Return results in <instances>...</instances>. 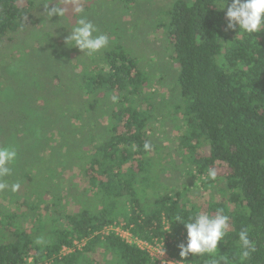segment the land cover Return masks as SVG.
<instances>
[{
	"label": "trees",
	"instance_id": "trees-1",
	"mask_svg": "<svg viewBox=\"0 0 264 264\" xmlns=\"http://www.w3.org/2000/svg\"><path fill=\"white\" fill-rule=\"evenodd\" d=\"M93 1L79 0L90 21L86 14L99 8ZM224 3L176 0L159 16L155 31L167 41L158 45L177 67L178 100L167 111L155 87L162 77L124 43L87 55L66 42L70 33L62 29L58 38L66 41L58 49L48 47L30 58L29 70L21 68L41 85L34 108L8 106L2 113L0 134L18 155L8 165L11 174L0 178L9 185L0 191V264H160L115 232L104 233L121 220L135 238L163 243L181 262L182 223L221 209L230 219L217 252L189 255L183 263L213 264L224 255L228 264H264V30L227 29ZM38 9V0H0V41L33 34ZM82 15L73 10L63 20L74 28ZM163 149L176 152L173 161L158 157ZM25 154L31 158L22 164ZM74 167L84 183L72 197L75 205L59 181ZM15 183L20 188L13 192ZM244 228L255 246L246 260L238 238ZM82 240V250L61 255Z\"/></svg>",
	"mask_w": 264,
	"mask_h": 264
},
{
	"label": "rangeland",
	"instance_id": "rangeland-1",
	"mask_svg": "<svg viewBox=\"0 0 264 264\" xmlns=\"http://www.w3.org/2000/svg\"><path fill=\"white\" fill-rule=\"evenodd\" d=\"M175 1L176 0H118L116 2V0H94L92 3H96L99 8L91 10L86 14L98 30L95 34H103L104 32L108 35L107 30H110V45H114V43H124L126 47L134 49L139 55L145 58L147 67L151 69L154 75L159 79L162 77L161 84L155 83V87L159 90V99L165 101V104L161 108H164L165 111H167V106L170 103L177 102L178 100V96L173 92L177 67L172 64L169 58V52L158 45V43L164 45L167 39L163 36L162 32L157 33L155 30L157 23L161 19L159 16ZM45 4H49L50 7L55 6L54 2L46 3L44 0H38L39 9L36 18L39 20V25H37L33 34L22 36L16 43L10 44L0 41V122L2 121V117L4 118L3 114L5 113V107L9 106L13 109L25 111L34 108L36 105L34 98L38 93L41 81L38 78L40 81L39 88L35 87L36 78L29 74V76L24 74L22 69L29 70V60L30 58L34 60L33 55H42V51H48V47H55V49H58L62 41H66L65 37L58 38V32L63 29V32L67 34L72 30V27H70L68 22L65 23L63 18H66L68 12H73V7H71V10H65V15L62 16V18L59 16L48 17L44 9ZM100 4H104V10H101ZM80 14L82 15V13ZM54 19H58L59 25H54ZM67 29H69V31ZM62 51L66 53V51H68V46L64 45V48L60 52ZM60 52L54 53L56 58H58ZM75 56L76 54L71 55L73 58ZM60 64H66V62L60 61ZM68 71L70 73L67 67L64 72L65 77L68 75ZM73 84L74 83H72V85ZM68 96L71 95L69 94ZM39 110L42 112L43 116L46 114V112L41 109ZM22 124L23 122H20L19 126ZM77 124L79 125V123ZM171 132H175L173 128ZM6 139L7 137L0 134V147L7 146ZM62 144L64 145L65 142ZM176 155V152L173 150L163 149L159 152L158 157L162 158V160L173 161ZM28 158H31V155L25 154L19 159V162L22 163ZM16 161L17 159L14 162ZM79 173V170L74 167L73 172H69L67 175L66 171L63 172L61 175L63 177L59 180L63 186L65 185L66 189L69 190L71 194L70 203L73 205H75V200H72V197L76 193L83 192L84 187L83 176L79 175ZM32 200L34 201V199ZM120 222L118 225L114 226L115 231L122 235V237H126L127 230L122 228L125 222L124 220ZM140 246L144 250L147 249L152 257L156 255L157 248L164 247L162 243H156L149 247L146 245ZM32 263L33 261L29 260L27 264Z\"/></svg>",
	"mask_w": 264,
	"mask_h": 264
},
{
	"label": "clouds",
	"instance_id": "clouds-1",
	"mask_svg": "<svg viewBox=\"0 0 264 264\" xmlns=\"http://www.w3.org/2000/svg\"><path fill=\"white\" fill-rule=\"evenodd\" d=\"M76 5L74 11L76 13H83L84 9L79 4V0H73ZM227 7L226 19L227 29L235 30L239 27V33L254 34L264 30V0H232L231 4H227L225 0L222 9ZM45 13L48 17L65 15V9L58 4L49 8V4L44 5ZM98 30L94 24L82 15L70 34L67 41L74 43L81 52L87 55H92L100 52L109 44V37L105 34H95ZM115 100V97L113 98ZM144 149L150 151L152 145L149 142L144 143ZM17 150L14 146L0 147V178L11 174V169L8 165L14 162L17 158ZM212 179H215L216 173L210 171ZM9 185L0 179V191L7 189ZM20 188L18 183L11 185L13 192ZM181 217H176L180 221ZM229 216L223 214V210H217L215 215L206 213H197L189 217L187 222L182 224L186 228L187 242L178 245L180 249V257L183 258L191 256H200L205 254H212L217 252L218 244L223 240L227 234L229 227ZM239 243L241 247V259L246 260L251 253L255 251L253 241L249 239V232L247 228L242 229L239 234ZM42 238H37L36 243L42 244ZM213 264H228L227 256L221 255Z\"/></svg>",
	"mask_w": 264,
	"mask_h": 264
},
{
	"label": "built area",
	"instance_id": "built-area-1",
	"mask_svg": "<svg viewBox=\"0 0 264 264\" xmlns=\"http://www.w3.org/2000/svg\"><path fill=\"white\" fill-rule=\"evenodd\" d=\"M118 224L119 223H116V224L110 226L109 228L105 229L104 233L108 234L111 232H115L116 234L120 235L119 233H117L115 231V227H114L115 225H118ZM120 224H121V222H120ZM124 224L125 225H123L122 228H124V230H125L126 229V223H124ZM126 230H127L126 237L125 236L122 237V235H120V237H122L125 241H127V243L138 245L141 249H142V247L140 245H144V246L146 245L147 247H149V246H153L156 243H160V242H156L154 244H149L147 242H144L142 240L135 238L129 229H126ZM86 244H87V240L77 241V242H75L73 248H64L61 252V255H67V254L75 252L76 250H82L86 246ZM163 246H164V244H163ZM144 251H147L150 254V252L147 249ZM156 252L157 253L155 256H153V258L156 259L160 264H181L180 261L172 258L168 254V252L166 251V249L164 247L157 248ZM150 256L152 257L151 254H150Z\"/></svg>",
	"mask_w": 264,
	"mask_h": 264
}]
</instances>
